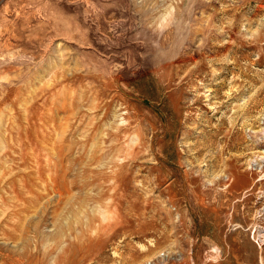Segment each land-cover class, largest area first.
Returning a JSON list of instances; mask_svg holds the SVG:
<instances>
[{
    "label": "rangeland",
    "instance_id": "374dc122",
    "mask_svg": "<svg viewBox=\"0 0 264 264\" xmlns=\"http://www.w3.org/2000/svg\"><path fill=\"white\" fill-rule=\"evenodd\" d=\"M0 264H264V0H0Z\"/></svg>",
    "mask_w": 264,
    "mask_h": 264
},
{
    "label": "bare ground",
    "instance_id": "6f19581e",
    "mask_svg": "<svg viewBox=\"0 0 264 264\" xmlns=\"http://www.w3.org/2000/svg\"><path fill=\"white\" fill-rule=\"evenodd\" d=\"M253 162V161H252Z\"/></svg>",
    "mask_w": 264,
    "mask_h": 264
}]
</instances>
